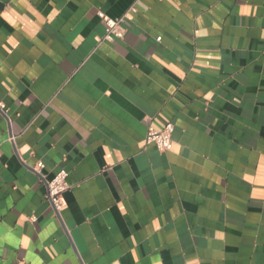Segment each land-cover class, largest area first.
I'll return each instance as SVG.
<instances>
[{
    "label": "crops",
    "instance_id": "crops-1",
    "mask_svg": "<svg viewBox=\"0 0 264 264\" xmlns=\"http://www.w3.org/2000/svg\"><path fill=\"white\" fill-rule=\"evenodd\" d=\"M0 264H264V0H0Z\"/></svg>",
    "mask_w": 264,
    "mask_h": 264
},
{
    "label": "built area",
    "instance_id": "built-area-1",
    "mask_svg": "<svg viewBox=\"0 0 264 264\" xmlns=\"http://www.w3.org/2000/svg\"><path fill=\"white\" fill-rule=\"evenodd\" d=\"M129 12L135 13L134 7L130 8ZM104 21V35L100 41H112L114 39L122 40L125 30L123 24L125 21V15L117 19H111L106 16L103 17ZM160 41V38H157ZM173 133V125L166 124L161 131L148 130L145 143L152 144L158 151L165 152L171 146ZM41 167V165L39 166ZM67 173L60 170L56 175L46 183V201L52 207V209L58 212L62 205V196L67 191L68 185L66 183Z\"/></svg>",
    "mask_w": 264,
    "mask_h": 264
}]
</instances>
